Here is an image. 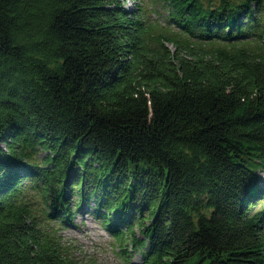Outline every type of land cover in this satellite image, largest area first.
Segmentation results:
<instances>
[{"label": "trees", "instance_id": "obj_1", "mask_svg": "<svg viewBox=\"0 0 264 264\" xmlns=\"http://www.w3.org/2000/svg\"><path fill=\"white\" fill-rule=\"evenodd\" d=\"M150 3L0 0V264H264V0Z\"/></svg>", "mask_w": 264, "mask_h": 264}, {"label": "rangeland", "instance_id": "obj_2", "mask_svg": "<svg viewBox=\"0 0 264 264\" xmlns=\"http://www.w3.org/2000/svg\"><path fill=\"white\" fill-rule=\"evenodd\" d=\"M142 1L145 3L146 18L149 22L157 27H165L162 11L153 6L150 0ZM133 3L134 0H126V7L132 9ZM167 46L175 51L174 45L167 44ZM86 209L84 208L81 213L75 215L72 224L60 230L63 240L69 246V255L75 264H142L139 253L133 251L128 242L119 246ZM124 248L128 257H124L121 253ZM125 258H128L129 262Z\"/></svg>", "mask_w": 264, "mask_h": 264}]
</instances>
